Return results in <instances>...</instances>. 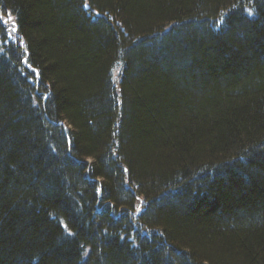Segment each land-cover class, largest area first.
I'll return each instance as SVG.
<instances>
[{"label": "trees", "instance_id": "trees-1", "mask_svg": "<svg viewBox=\"0 0 264 264\" xmlns=\"http://www.w3.org/2000/svg\"><path fill=\"white\" fill-rule=\"evenodd\" d=\"M4 17L0 264H264V0Z\"/></svg>", "mask_w": 264, "mask_h": 264}, {"label": "snow or ice", "instance_id": "snow-or-ice-1", "mask_svg": "<svg viewBox=\"0 0 264 264\" xmlns=\"http://www.w3.org/2000/svg\"><path fill=\"white\" fill-rule=\"evenodd\" d=\"M84 6H85V7H88L87 4H85ZM247 11H248L249 15L252 14V10H251V9H247ZM0 23H3L6 33H7V34H11V33L8 32V30H7V21H3L2 18H0ZM15 31H16V28H15V25H13V27H12V29H11V32H15Z\"/></svg>", "mask_w": 264, "mask_h": 264}, {"label": "rangeland", "instance_id": "rangeland-1", "mask_svg": "<svg viewBox=\"0 0 264 264\" xmlns=\"http://www.w3.org/2000/svg\"><path fill=\"white\" fill-rule=\"evenodd\" d=\"M4 21H7V24H8V28H11L12 29V24L13 22L11 21V19L9 17H4L3 18Z\"/></svg>", "mask_w": 264, "mask_h": 264}]
</instances>
